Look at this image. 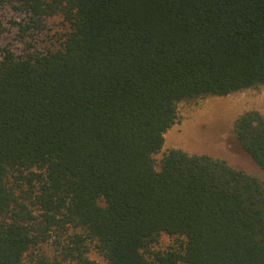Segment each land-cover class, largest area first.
Listing matches in <instances>:
<instances>
[{
  "label": "trees",
  "instance_id": "1",
  "mask_svg": "<svg viewBox=\"0 0 264 264\" xmlns=\"http://www.w3.org/2000/svg\"><path fill=\"white\" fill-rule=\"evenodd\" d=\"M12 3L30 27L60 16L67 31L53 50H0V264H98L90 247L105 264H264L255 177L180 150L154 159L179 103L264 86V0L0 10ZM232 132L264 171V117L245 112ZM161 235L179 248L154 250Z\"/></svg>",
  "mask_w": 264,
  "mask_h": 264
},
{
  "label": "rangeland",
  "instance_id": "2",
  "mask_svg": "<svg viewBox=\"0 0 264 264\" xmlns=\"http://www.w3.org/2000/svg\"><path fill=\"white\" fill-rule=\"evenodd\" d=\"M0 19L3 25L0 50H8L15 56L30 49H56L67 31V25L60 16L45 19L37 29L30 27L28 17L14 3L2 7ZM248 111H256L264 117V86L226 97H209L179 103L176 122L165 132L163 146L154 155L156 163L173 149L188 155H206L225 161L231 168L255 177L264 188V171L240 148L232 132L234 120ZM179 240L161 235L154 250L164 251L172 247L178 249ZM43 251L50 258L57 255L56 245L53 243L43 246ZM87 257L98 264H105L92 247L89 248Z\"/></svg>",
  "mask_w": 264,
  "mask_h": 264
}]
</instances>
